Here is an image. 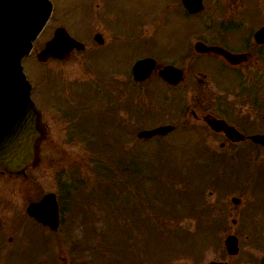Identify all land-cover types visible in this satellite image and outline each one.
Instances as JSON below:
<instances>
[{
    "label": "flooded vegetation",
    "instance_id": "flooded-vegetation-1",
    "mask_svg": "<svg viewBox=\"0 0 264 264\" xmlns=\"http://www.w3.org/2000/svg\"><path fill=\"white\" fill-rule=\"evenodd\" d=\"M92 8V40L76 38L86 54L82 73L93 74L94 89L90 82L65 85L62 106L40 107V141H133L134 120L148 119L172 125L154 136L179 132L188 137L171 140L221 141L223 150L204 148L211 168L205 183L210 261L264 264V145L251 142L264 133V0H94ZM93 52L94 71L86 69ZM148 57L154 60L150 77L172 91L174 101L187 97L182 111L148 117L144 106H133L134 98L148 95L150 77L134 81L132 66ZM165 66L179 70L176 84L158 74ZM93 96L95 102L88 101ZM208 119L223 120L242 137L211 129ZM229 235L236 238V255L226 250Z\"/></svg>",
    "mask_w": 264,
    "mask_h": 264
},
{
    "label": "rangeland",
    "instance_id": "rangeland-1",
    "mask_svg": "<svg viewBox=\"0 0 264 264\" xmlns=\"http://www.w3.org/2000/svg\"><path fill=\"white\" fill-rule=\"evenodd\" d=\"M51 2L54 6L53 14L41 34L35 40L34 45L37 49L42 45L44 40L51 35L53 27L58 24L63 25L74 37L85 38L87 40L90 38V40H92L91 37L93 35V30L91 32L90 26L94 28L95 24V11L92 8L94 0H51ZM130 17H132V20L136 19L133 15L129 16V18ZM35 52L36 49L34 48L33 52L24 57L22 59V65L28 80L32 84L31 96L39 107H47L48 104L54 105V102H56L55 100H51L55 99L56 95L52 96L50 99L51 94H49V88L53 84H57L55 87H58L59 82L62 81L66 86L72 85L73 87V84H78L79 81H82V83H88L90 79H93V74L88 75L82 73V62L83 58L86 56L85 53L75 52L60 61L48 59L44 62H39L35 59ZM89 57L91 64L90 67H86V69L94 71L98 66L95 53H91ZM113 68L114 67L109 68L110 73ZM147 84L150 89L149 94L143 96L140 101V106L148 108L147 112L153 113L156 111L155 113H168L171 111V113H175L173 110H177L178 107L184 109V106H186L187 97L185 95H183L184 97L182 96L181 99L176 98V102L172 103L174 101L172 91L166 92L167 90L164 89V86L160 82H157L155 76H152ZM90 85H94V81L93 83H90ZM66 89L68 88L66 87ZM163 90L165 91L163 92ZM53 91H55V88ZM57 98H59L58 95ZM94 99L93 96V99L88 101L95 102ZM169 118L170 116L168 115V119ZM136 123H140V127L142 128L153 126L152 124L141 125V120H134L133 125L135 126ZM147 123H151V120L148 119ZM48 129H50L49 123ZM119 137L124 139L122 135H119ZM177 137L184 139L188 136L184 133L175 132L166 137L153 136L149 139H139L134 141H109L112 150L106 153H111L112 155L116 154L113 157H110L111 159L119 158L121 161L124 160L128 171H136L137 177L147 173L156 176V180H151V182L146 178L144 180L140 179V182L143 185V190L145 188V192L143 193L145 198H148L151 203L156 204L158 209H161L162 211L168 210L172 213V208L169 206L173 205L175 213L178 215L173 214L176 217H171V219L163 225H160L161 222L159 221L160 223H156L153 226L155 228H153L151 225L146 226L144 216L138 214L139 216L137 215V219H142V223L141 225L139 224L140 226H133V230H136L135 233L134 231L132 232L129 225L117 222V219H120L121 216H117V202L113 195L112 204L109 207L110 212L113 213L112 217L114 218L111 220L112 226L114 225L115 237L121 234V236L115 241L117 242L122 238L126 244L130 242V250L135 247L138 251L131 252L128 249L126 250L128 253H124L123 251H125V248L123 245H118V243H116L115 247L118 252L121 250V256L117 255L118 253L116 252L111 257L106 249L109 245L113 244L114 241L110 238L103 241L100 235H96L95 239H93L91 234H89L85 243L91 245L100 244L102 252L104 253L102 256L103 260L99 255V258L95 257L97 251H95L94 254L91 252H85L83 253L84 255L80 257L77 250L71 249L73 242L83 240V237L80 238L79 236L82 235L83 232H86L88 227H90L91 230H95L96 228L101 229V227L103 230L109 229L108 226H105V223L108 221H102L103 213L99 210L103 203L97 201L98 198L93 195V189L89 186L87 190L91 193V196L87 200L82 201V204L85 207L84 213L86 217L74 218L71 228H69L73 212L72 209L78 210V208H69L66 202L69 196L65 194V188L63 187L61 178H58L61 171L60 169H66L71 165L78 166L79 177L82 178L80 181L81 186H74V193L72 191L73 194H71L70 197L73 200L75 198V200L79 202V199H76V197H80L81 187L88 186L89 184L91 185L92 183L90 182L95 181L92 165L89 161L90 150L85 147L86 142L41 141L39 147V162L33 168L27 169L24 175L12 176L11 179L7 177V174L0 173V215L5 218V220L11 221L7 224V227L4 226V229L6 230V234L4 235L5 239L1 236L0 238L2 239L0 242L4 250H13L17 247L14 249V253L20 258L23 257V259H26L22 260V262H18L17 260L16 263H14L16 257L11 258L13 255V252H11L9 258L4 259V264H55L56 262H58V264H80L84 260V262L88 261V264H206L215 255V252L212 249H208L211 243V238H213H210V234L206 229L208 224L205 223V220L199 219L195 215H180L183 213V208L178 203L186 205V201L184 199L180 201L181 199L178 198L177 201L179 202H176L173 194L174 191L169 192L171 196L167 194V191L171 186L167 183L162 184L166 181L163 180L164 178L171 176L172 182L174 183H172V186L174 189H177V192L183 189V187H181L182 185L189 188V175L188 177H185L187 172L184 173L182 170L189 168L190 171L194 172L196 168L195 165L200 164H196L194 161V168L190 162L192 158V150L195 146H198L199 141L171 140L176 139ZM96 142L107 144L105 141ZM219 142L221 141H206V143H210L211 147L217 148L216 151L223 150L218 148ZM127 145L130 146L131 151L129 150L126 152ZM244 145L254 148L251 143L246 142ZM193 158L196 159V156ZM113 163L116 165L117 174L125 176V172L122 170L121 165H118L115 162ZM157 163L164 167L160 170L166 171L159 174L157 171L151 170L152 167L157 165ZM65 172L69 173L67 170H65ZM70 173H73V171H70ZM178 176H181L180 178L182 179L180 184L177 183L176 178H178ZM119 179L121 178L119 177ZM127 179L129 180V178ZM194 179L196 180L195 176ZM101 181L102 187L105 188L106 182L104 180ZM98 182L99 181L95 182V184ZM202 183L203 181H197L195 185H199L198 189L202 190L203 195H201V197L205 201L208 192L207 188L203 186ZM126 187L132 189L131 184H126ZM47 191L55 192L58 194V197H65L66 209L62 213V219L57 230L50 233L49 230L36 226L38 233H34L32 230L33 223L30 220H25V225L28 226L25 228L27 230L26 232L32 237H29L28 241L25 240L26 238L24 239L25 235L23 238H18L17 236L14 237L13 234H16L15 230L12 229L14 227L12 224L15 220L18 221V219L13 221L15 215H20L21 220H23L25 206L29 198L38 199ZM130 197H132V194H130V189L127 188V192H124L123 194L125 206L129 202ZM106 203H109V201H106ZM195 204L198 203L192 205ZM78 213L79 211L76 212V215ZM7 214L13 215L8 217ZM122 214H124V218L129 224L135 219L134 215L130 218V221H128L125 207ZM23 222L24 221H21L20 223ZM0 223L2 222L0 221ZM69 229L71 230L70 234ZM8 235H12L10 241L7 240ZM41 237H46V239ZM20 239L24 240L21 241ZM18 240L21 241L19 246ZM237 261L238 260L235 257L231 262L236 264ZM0 264H2V261H0Z\"/></svg>",
    "mask_w": 264,
    "mask_h": 264
},
{
    "label": "water",
    "instance_id": "water-1",
    "mask_svg": "<svg viewBox=\"0 0 264 264\" xmlns=\"http://www.w3.org/2000/svg\"><path fill=\"white\" fill-rule=\"evenodd\" d=\"M51 8L50 0H0V168L8 172H24L38 160V140L43 133L40 110L30 97L31 86L23 72L21 59L30 52L34 39L49 18ZM82 46L63 27H57L37 53V58L65 57L72 48ZM152 63L149 59L136 62L133 65L134 78H145L153 68ZM160 74L170 82H175L180 76L179 70L169 66L164 67ZM209 124L216 129L229 130L220 121H209ZM166 129L144 130L140 135L148 136ZM254 139L264 143V135ZM26 212L52 229L57 225V203L51 192L36 202H30ZM226 244L229 252L236 251L229 238Z\"/></svg>",
    "mask_w": 264,
    "mask_h": 264
},
{
    "label": "trees",
    "instance_id": "trees-1",
    "mask_svg": "<svg viewBox=\"0 0 264 264\" xmlns=\"http://www.w3.org/2000/svg\"><path fill=\"white\" fill-rule=\"evenodd\" d=\"M96 142V141H95ZM94 141H87V146H88V149L90 150V156H89V161L92 165V170L94 172L93 176L95 178V181L92 182V189H93V192L98 200L99 203H103L102 206H100L99 210L103 213V217H102V220L105 222V221H108L105 223V226H108L109 229L108 230H103L102 227V231L100 232L101 229H95V230H91L90 227L87 228V231L86 232H83L84 233V237L85 239L82 240V241H77V242H74L71 246V249L72 250H84V251H88V252H91L94 254L95 251L99 252L97 253L96 252V258H99L101 257L102 260H103V255L104 253L102 252V248L99 245L97 244H94V245H91V244H86L85 241H86V238L89 237V234H91V236L93 237V239H95L96 235H100L102 240L105 241L107 238H110L112 239V241H114L113 244L109 245V247H107L106 251L108 250V253L110 254V256L112 257L113 254H115L116 252L118 253L117 255L121 256L120 253L122 252H118L117 251V248L115 247V244L118 243V245H123V247L125 248V251H123L124 253H128L126 252V250L129 249V246L131 245L130 242L128 244H126L124 242V239L122 240L119 239V241H115L117 238H119L121 236L118 235L117 237H115V234H114V225L112 226V219H114L112 217V212H110V210H106V208H103V207H109L106 203V201H108V197H112V183L115 182V189L121 193H118V201H117V206H116V211H117V216L120 217V219H117V222L119 223H125L127 225H129L130 229L132 230V232L134 231L136 233V230H133L134 227L133 226H140L141 224L139 223L140 220L137 219V217L142 214V211L143 213H146V222H147V226L149 225H155L156 223H160V225L162 224H165L167 223V217L164 218L163 215H162V211H160L161 209H158L157 205H154V204H151L150 200L148 198H145V196L143 195V193L145 192V188L143 190V185L142 183L140 182V179H147V178H154L153 180H156V176L155 175H149L148 173L147 174H144V175H140L139 177H137V174H136V171H131L132 172V176H131V180L130 182L126 180V176L124 175H120V174H113V170L115 168V170L117 171V168H116V165L113 163L115 162L116 164L118 165H121V168L122 170H125V162L124 160L121 161L119 158H115V159H111L110 157H113L114 155H112L111 153L107 154L106 152H110V149H108V147L104 148L105 145L103 146H96L97 144H95ZM108 145V144H106ZM113 160V162H112ZM161 168H164L162 166H160L158 163L156 166L152 167L151 170H155L157 171L159 174L165 172L166 170L162 171L160 170ZM184 171V173L187 172V175L185 177H188V171L187 169L185 168V170H182ZM114 175V176H113ZM120 175V176H119ZM151 176V177H150ZM119 177L121 179H119ZM128 177V175H127ZM181 176H178L177 179V183H181L182 182V179L180 178ZM101 180H104L106 182V185H105V188L102 187V184H101ZM163 180H166L164 183L162 184H168L171 186V188L167 191V194L169 196H171V194L169 193L170 191H174L173 194L176 196L175 197V200L177 201L178 198H180L182 201L183 199L186 201V205L183 204V206L185 208H189L191 206V204L193 203V199H192V195L190 194L189 190L190 188H186L185 185H182L181 187H183V189L179 192H177L176 190L177 189H174L173 186H172V177H167V178H164ZM99 181L97 184H95V182ZM124 181H125V184H131V188L127 187L128 189H130V194H132V197H130V208L129 210H126V212L128 211L130 214L127 215V218H128V221H130V217H133L135 215V219L130 222V224L128 222H126V219L124 218V214H122V211L124 210V201H123V194L124 192H127V188L126 186H124ZM63 183V187L65 188V192L66 193H70V191L74 188L75 185H72L71 183H66L65 181L62 182ZM174 184V183H173ZM84 187V188H83ZM81 187L80 191V197H76V199H79V202L80 200H87L88 198H90L91 196V193L88 192V186H83ZM95 187V188H94ZM61 201H62V210H64V201H65V197L61 196ZM74 202V201H73ZM78 202V203H79ZM77 202H74V205H77L78 204ZM139 205V206H138ZM84 206L82 203H80V206H79V213H83L82 214V217L84 218V216L86 217L85 213H84ZM127 212V213H128ZM139 214V215H138ZM138 215V216H137ZM76 216V215H74ZM105 216V218H104ZM81 217V218H82ZM108 219H107V218ZM169 220V218H168ZM160 221V222H159ZM140 224V225H139ZM145 226V225H144ZM155 228V227H153ZM78 243V244H76ZM130 250V249H129ZM131 252H137L138 249L137 248H133L132 250H130ZM138 254V253H137ZM99 255V257H98ZM87 264V262H81L80 264Z\"/></svg>",
    "mask_w": 264,
    "mask_h": 264
}]
</instances>
